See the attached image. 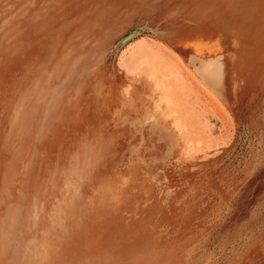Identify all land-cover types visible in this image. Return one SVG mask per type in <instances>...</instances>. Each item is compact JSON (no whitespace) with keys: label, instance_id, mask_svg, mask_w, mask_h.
<instances>
[{"label":"rangeland","instance_id":"rangeland-1","mask_svg":"<svg viewBox=\"0 0 264 264\" xmlns=\"http://www.w3.org/2000/svg\"><path fill=\"white\" fill-rule=\"evenodd\" d=\"M0 264H264V0H0Z\"/></svg>","mask_w":264,"mask_h":264}]
</instances>
